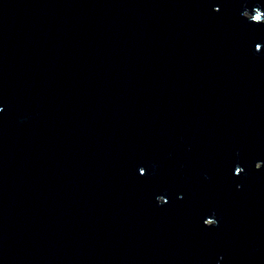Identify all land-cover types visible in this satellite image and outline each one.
<instances>
[{
  "label": "water",
  "instance_id": "95a60500",
  "mask_svg": "<svg viewBox=\"0 0 264 264\" xmlns=\"http://www.w3.org/2000/svg\"><path fill=\"white\" fill-rule=\"evenodd\" d=\"M260 13L0 0V264H264Z\"/></svg>",
  "mask_w": 264,
  "mask_h": 264
},
{
  "label": "snow or ice",
  "instance_id": "6c2138e0",
  "mask_svg": "<svg viewBox=\"0 0 264 264\" xmlns=\"http://www.w3.org/2000/svg\"><path fill=\"white\" fill-rule=\"evenodd\" d=\"M212 11L215 14H219L222 11V5L212 7ZM242 16L245 17L246 20H248V21H253V19H254V16L247 11L243 12ZM255 50H256V52L259 53L262 50V45L259 43L256 44ZM3 111H4V109L2 107H0V113H2ZM262 168H264V161H258L255 163V169L256 170H261ZM138 173H139V176L141 178H145L147 175L146 168L144 166H139L138 167ZM243 173H244L243 167H235L233 175L238 178ZM177 198L180 201H183L185 199L183 194H178ZM155 199H156V202L158 203V205H160V206H165L170 202L168 199L165 198L164 195H157ZM205 224L210 225L209 227L204 226L205 228L213 229V228L218 227V220L215 218H210V219L205 218V219H203V225H205Z\"/></svg>",
  "mask_w": 264,
  "mask_h": 264
}]
</instances>
